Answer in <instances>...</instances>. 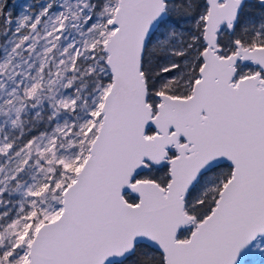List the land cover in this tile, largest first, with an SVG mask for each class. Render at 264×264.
I'll use <instances>...</instances> for the list:
<instances>
[{"label": "snow or ice", "instance_id": "1", "mask_svg": "<svg viewBox=\"0 0 264 264\" xmlns=\"http://www.w3.org/2000/svg\"><path fill=\"white\" fill-rule=\"evenodd\" d=\"M264 264V0H0V264Z\"/></svg>", "mask_w": 264, "mask_h": 264}, {"label": "trees", "instance_id": "2", "mask_svg": "<svg viewBox=\"0 0 264 264\" xmlns=\"http://www.w3.org/2000/svg\"><path fill=\"white\" fill-rule=\"evenodd\" d=\"M24 0H10V2L15 5V6H19L20 3H22ZM248 260V262H251L252 264V261H251V256L247 257L246 258ZM255 264V263H254Z\"/></svg>", "mask_w": 264, "mask_h": 264}, {"label": "rangeland", "instance_id": "3", "mask_svg": "<svg viewBox=\"0 0 264 264\" xmlns=\"http://www.w3.org/2000/svg\"><path fill=\"white\" fill-rule=\"evenodd\" d=\"M24 2V1H23ZM22 2V3H23ZM261 257L256 255V256H251V261H252V264H260V261H261ZM249 264H251V262H249Z\"/></svg>", "mask_w": 264, "mask_h": 264}]
</instances>
